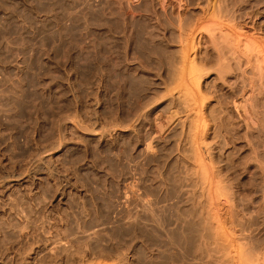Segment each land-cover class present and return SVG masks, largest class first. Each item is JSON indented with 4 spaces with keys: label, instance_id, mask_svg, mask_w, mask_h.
I'll return each instance as SVG.
<instances>
[{
    "label": "rangeland",
    "instance_id": "rangeland-1",
    "mask_svg": "<svg viewBox=\"0 0 264 264\" xmlns=\"http://www.w3.org/2000/svg\"><path fill=\"white\" fill-rule=\"evenodd\" d=\"M218 6L221 7H219L220 10ZM224 11L230 13L225 14ZM215 15L219 18L227 15L226 18H228L224 17L225 19L222 18V20L230 19L227 22L228 26L240 27V30L237 27L232 28L238 31L241 37H251L252 40L255 38L254 40L260 44L264 43V0H0V264H172L174 262L181 264V257L184 255L197 257L200 250L195 249L191 241L189 242L191 246L193 245L192 249L188 248L189 244H176L171 237L174 232L178 235L182 232L181 224L185 218H188L182 210L186 211L187 197L190 195H188L190 187H187L190 182L187 181L188 177H185L187 174L190 177V172L187 171L183 162L189 161L190 152L186 151L188 145L187 141H184L185 138L181 136L179 140L180 137L176 135L185 112L180 113L184 116L181 115V117L178 114V117L176 114V117L175 113L169 112L166 103H163L164 107L161 105L153 113L156 120L152 119V114L151 119L145 121L142 119L143 125L141 120L137 121L138 127L144 129L136 132L135 136L131 135L135 133L133 131H124L126 134L121 133L123 129L118 128L109 136L107 132L110 127L107 124L113 115L111 113L112 115L109 116V110L111 112L113 108L115 111V108L120 107L124 113L116 109L113 118L118 116L124 121L126 118V123L128 117L129 119L133 117L131 122L136 123V117L127 114L133 115L135 108H138L136 106L138 103H148L155 96L154 94H160L164 90L165 82L168 85L172 81V78H168L172 76L170 66H173L174 62L170 65L169 60H172L175 55L174 59L179 56L176 51L180 43L178 40L175 41L179 37V27L175 26L178 21L182 18L183 22L189 19L187 20L188 25L191 24L189 22L194 23L191 30H195L201 27L198 23L205 24L209 17L211 20ZM178 17L180 19L177 21ZM215 20L220 19L215 18ZM164 25L167 27L165 28ZM175 32L178 33L176 38ZM211 58L209 56L208 60ZM233 59L224 62V66L226 64L229 66L226 65L223 68L218 66L217 68H220L218 70L215 68L217 65H213L214 68L211 66L213 69L208 70L218 85L224 83V87L228 88L225 91L227 96L223 97L225 101L230 100L232 95L238 94L242 89L238 84H241L240 79L244 74L239 69H237L238 72L234 70L235 61L233 62ZM162 64L167 69L170 68L171 72L161 66ZM235 72L236 76H239V72L242 75L236 77ZM168 73L171 76L168 77L166 75ZM228 76H232V79L236 77L238 81L236 80L233 84L235 80L231 77L228 80ZM233 85L238 86L237 93L235 91L237 87ZM232 87L234 90H229ZM226 92L232 93L231 96ZM252 92L250 95L256 94ZM240 95L241 91L238 96L234 97L239 98ZM145 98L147 100L144 101ZM138 100L143 101L137 102ZM227 102L226 104L232 106V102ZM249 104L250 102L247 103L248 110H250ZM231 106L228 105L229 112H233V115L237 117L238 113ZM165 110H168V113ZM245 113L243 111L242 114ZM169 114L175 116L174 121L168 120L172 122H168L170 126L166 123V119L171 116ZM240 120L242 127L238 129L237 136L243 135L242 140L239 138L237 141H235L236 138L233 140L232 143L237 144L236 146L245 142L242 138L245 133V124L242 119ZM250 125L249 131L252 130L253 137L251 131L249 136L252 139H255L254 135L259 137L258 141L257 137L251 140L255 141L254 147H261L258 151L262 153L264 151L262 147L264 146V128L260 127L261 130L263 129L262 132L258 127L259 124L258 126L253 125L251 122ZM154 126L156 129L153 128ZM252 126L258 128L253 131ZM160 129H163L162 133ZM168 129H173L174 132L173 130L169 132L171 131V134L173 132L176 137L173 134L174 138L170 137L169 133L170 138H167ZM148 132H152L149 135H152L153 139L161 136L153 141V148L159 147L161 152L159 148L155 149V153L152 148L146 147L147 141L143 140ZM257 133H263V135H257ZM139 134L143 135L141 140L137 137ZM154 134L156 136H153ZM123 135L126 138H123ZM113 139L117 141L114 142ZM159 139H161L160 142ZM164 139L171 140L167 142ZM260 139L262 144L257 143ZM175 140L180 141V147L176 146L178 143L175 145L177 148L174 147ZM110 141L112 142L109 146L107 143ZM137 141L140 143L136 145ZM159 145L166 147L161 150L162 147ZM108 147L112 150L109 151ZM173 148L178 151L175 153ZM180 150L183 152L180 153ZM184 151L187 154H183ZM239 151L237 149V153L235 151L234 154H239L242 158L246 156V151L250 152L248 146ZM178 154L179 156H176ZM184 155L188 157L185 158ZM261 155L263 156L264 153ZM160 156L165 162L159 158ZM232 157L238 161L242 159L238 155V158ZM172 159H178L179 162ZM177 170H181L182 173ZM172 171L185 175L182 177L177 173L176 176V173ZM162 172L165 174L164 179V175H159ZM134 176L139 181L143 179L142 184L148 185L144 184L157 198L164 199L165 197V202L163 200L161 205H158V217L160 219L162 217L163 222L158 219L164 224L159 230L152 229L146 219H140L141 226L146 230L151 229L157 238L155 242L147 241L143 236H136L133 233L123 234L125 227L128 226L129 232L133 231L134 222L132 221L137 219V211L133 213L136 209L131 208L132 205L130 207L127 196H125L131 184L130 180L134 179ZM161 176L163 184L160 183ZM175 180L176 182L181 181V184L177 182L176 186ZM128 181H130L129 185H127ZM157 182L162 185L163 189ZM256 183L254 185L257 187L249 185L246 191L255 198L246 199L247 203L241 200L240 207H244L242 208L243 213L245 210L244 215L249 219V223L251 222L249 232L253 231V233L250 235L259 238L257 234L261 233L264 238V213H261L263 208L258 210L264 202L263 192L260 184ZM153 185L157 187L158 193L153 192L155 190ZM171 186L177 188L174 187L175 189L171 190L173 188ZM252 186L260 189L258 188L254 193L256 189L253 190ZM168 195L174 196H171L172 200ZM256 198L258 201L262 199L260 203L252 202L256 201ZM167 200L170 202L168 205ZM182 200L186 204L185 207ZM171 202L172 204L179 202L175 207L181 209L173 207ZM164 203L167 206L170 204L171 209L167 208ZM180 203L184 209L181 205L179 206ZM180 214L181 218L178 217V219L177 216ZM248 214L250 216H247ZM182 217H184L183 220ZM169 219L173 222L170 223ZM253 219H256L254 220V222L257 221L256 224ZM131 222L133 224H130ZM130 225L133 226L132 229ZM252 226L255 227L252 228ZM179 236L183 241L184 236L181 234ZM195 261L200 260L197 258Z\"/></svg>",
    "mask_w": 264,
    "mask_h": 264
},
{
    "label": "bare ground",
    "instance_id": "bare-ground-1",
    "mask_svg": "<svg viewBox=\"0 0 264 264\" xmlns=\"http://www.w3.org/2000/svg\"><path fill=\"white\" fill-rule=\"evenodd\" d=\"M219 7L220 6H218V8ZM220 8L218 10H220ZM228 10H229V8H228ZM216 13H217V11H216ZM221 13H222V11H221ZM221 13L219 15H221ZM224 13L229 14L230 12L228 13V11H224ZM216 15L211 20H210L211 17H209L208 21L206 20L207 22H205V24L198 23L199 25H201V27H199V29L196 28L197 30L196 29L191 30L192 29L191 27L193 26L192 24H194V23L189 22L191 24L188 25L187 20H189V19H187L186 21L183 22L182 21L183 18L180 19L181 16H179L180 18L178 17L177 21L179 19L180 20L178 21V23L176 22L177 25H175V26L179 27V29L177 28L179 30V34L177 32H175L174 34H176L175 38H176V36L179 35V37L175 40V41L178 40V42L180 43L179 48L177 47L179 49V52H178V49L176 51L177 53H179V54H177L179 56L177 59H174L176 57V55H175L176 52H173V53H175V54H173V56L175 55L173 59H172V57H173L172 55H171L172 57L169 56L172 60H174V61L169 60L170 65L174 62V64H172L173 66H170L168 64L170 67H172V76L170 73L166 74L168 77H169V75L171 76L168 79L172 78V81L169 80L171 82L168 81L169 83L167 85L166 82L164 83V80H165V78H164L163 83L166 85H165L163 91H161V92L159 91L160 94H154L155 96L153 98H151V101H149V102L147 101L148 103L142 102L143 100L142 101L138 100L137 102H142V104H139V103H138V105L135 104L136 106H138V108H135L136 111L134 112V114L133 115L127 114L129 111L126 114L129 116L136 117V119H135L136 123L134 122L136 125H137V121H139V120H141L142 125H143L144 124L143 122L146 119H151L150 116L153 113H155V111L158 110V108L161 105H163V103H166V106L170 110L169 112H171L173 114L175 113L174 115L176 117L178 114L180 115L181 112L182 113L185 112V116L183 114H181L184 117H182L180 115L182 117V119L183 118L184 119L182 120L180 118L181 119L180 120L181 126L178 129V131L176 130L177 131L176 135H177V137H180V139L179 138H175V139L181 140V136L183 138H185L184 141L186 140L187 145H188V146H186L187 148L185 147L186 151L190 152L189 157L184 155L185 158H187V157L190 158L189 161H188V159H186L188 161V162L186 161L188 164L185 163V161L182 159L181 156L180 157H181L182 161L178 158L181 162L184 161L183 163L187 167L186 168L187 171L190 172V173L188 172L190 174V177L188 174H187V176H185V177L189 178V179L187 178V181L189 180L188 182H190V184L188 185L187 182L184 181L187 184V187H190L188 190L189 191L188 195L189 194L190 195L187 197V202H188V203L186 202L187 205L185 204L184 200H182L184 202V203L182 202L183 206L186 205V207H187L186 211L185 210H182V211H184L183 213H186L185 215L188 218H185L183 220L184 217H182V220H183V224H181L182 232L180 231L181 233L180 232L179 233L182 236H184L183 241L180 239V236H179L180 234L178 235L175 232H174V235H172L171 237L176 242V244L180 243L183 245L184 244L190 245L189 241H191V243L194 245V246L193 245L192 246L195 249H199L200 251H199V254L197 255V257H195V256L189 257L186 255L182 256L181 257V261H182L181 264H264V238L261 236L260 232H259L260 235L257 234V236H260L259 238L252 237L250 235L251 233H253V231L251 233L249 232L251 229V226H250L251 222L249 223V221H248L249 219H247L246 216L244 215L245 210L243 213L242 208H244V207H242V208L240 207V201L241 200H243V203L244 202L247 203L245 201L246 199L252 200L253 198H255L252 196V194L250 192L248 193L246 191H247V187L249 185L250 186L254 185L256 182H258L260 184L259 186L261 187V190L263 192L262 199L264 201V155L263 156L261 155L262 153H264V151L262 153H260V151H258V149L261 148V147H259V145H257L259 148L254 147L255 141H252V140H255L257 137L256 140L258 141L259 137L258 136L255 137V135H254L255 139H252L249 136V133L252 132L251 129H250L251 132L249 131V128L251 126L250 125L251 122H253V125L259 124V126L257 125L259 127V129H260V127L264 128V43L260 44L259 42L254 40L255 38L252 40L251 37L246 38L245 35H244L245 38L243 36H242L243 37L242 38L241 35L238 34V31L236 32L233 29L234 27H237L240 30V27L232 25V27H233L232 28L231 26L227 25V22L230 21V19H228V21L222 20V18L225 19L227 15L226 16L223 15V17L220 16L222 18H219V16H216ZM229 17L231 18L230 15H229ZM215 18H218L220 20H215ZM202 19H204V18L202 17ZM221 20H222V22H221ZM199 21H201V20H199ZM223 21H224V23H223ZM160 25H162V24H160ZM165 26L166 25H164V27ZM175 26H174V28H175ZM175 31H177V30L175 29ZM244 33H246V32H244ZM209 53H210V55H209ZM228 55H231L234 58L233 59L229 56L230 59H233V62L235 61L233 64L234 70H236V72H238L237 69H239V70H241L240 72H243V74H244L243 76H241L242 77L241 79L239 78L241 80V84H238L242 87V89H240L241 87L239 86V89H240L239 92L241 91V95L239 96V98L242 99L241 101L238 100L239 99L238 97H236L238 99H236L234 97L235 95L238 96L239 92H238V94H235L234 96L232 95V97H230V100H232V101L228 100L227 99L228 97L226 98L227 100L225 101V99L223 97L225 95V91L228 90V88L224 87V83H223V85L222 84L218 85V83L215 82V80L211 77V75L209 73V71H211L210 69H213L215 65H217L215 68H217L218 66L219 67L221 66V68H223L224 62H226V60H227V62H228V60H230ZM209 56L212 57L211 60H208ZM170 58H167V59H170ZM226 58H228V59H226ZM169 61L167 60V62H169ZM165 62H163V64ZM163 64L161 66H163ZM226 65L224 67H226ZM231 65H232V63H231ZM227 66H229V65H227ZM164 68L166 70H168V69L170 70V68L167 69L166 66ZM217 69L219 70L220 68H217ZM217 69H215V71H217ZM225 70H224V72H225ZM212 71H214V70H212ZM221 71H222V69L220 70V73H221ZM169 72H171V70ZM233 72H230V73L233 74ZM236 72H235L234 76H236ZM240 72H239V76L237 75L238 77H240V75H242V74H240ZM223 73H222V75H223ZM226 74H228V72H226ZM226 74H225V76H226ZM230 77L232 79V76H230ZM230 77L227 79L230 80ZM236 77L235 78L233 77L234 79H232V80H235V81H233V84H234V82L236 83V80L238 81V79H236ZM222 79H223V77H222ZM228 80H226L227 83H228ZM166 81H167V79H166ZM222 81L224 82V79ZM230 84L232 85V83H230ZM234 87H237V89L235 90L237 93L238 86L235 85ZM231 89H232V91L234 90L233 87L230 88L229 90H231ZM108 92H109V90H108ZM108 92H106V93H108ZM112 92H110V93L112 94ZM115 92H116V90H115ZM250 92H252V93L255 92L256 94L250 95ZM116 93H118V92H116ZM151 94H152V92H151ZM151 94L148 93V95H151ZM231 94L229 96H231ZM108 95L106 98V102L108 99ZM253 95H257V96H253ZM117 96H118V94H117ZM117 96H115V97H117ZM225 96H227V95H225ZM112 97H113V94H112ZM113 99H114V97H113ZM145 100H147V98H145L144 101ZM117 101H118V99H117ZM227 101L229 103L232 102V106H231V104H226ZM137 102H135V103H137ZM248 102H250V104H249L250 110H248L249 109L247 106ZM228 105L231 106V108L233 107L235 112L238 113L237 117H235L233 115L234 114L233 112H231L233 116L230 115L231 113L229 112L230 109H229ZM163 107H164V105H163ZM111 108H112V106H111ZM116 109H118V108H115V111H116ZM107 110H108V107H107ZM120 110L123 112L122 109H120ZM242 110L244 111V113L246 112L249 114L245 113L243 115ZM115 111L113 108L111 109V112L109 110V113H110L109 116L112 115L111 113H113V115H115L114 114ZM105 112H106V110H105ZM166 112L168 113V110ZM122 114L120 116H122V118H123L124 114L123 115ZM159 114H160V112L158 113L157 117L159 116ZM113 115L111 117L112 119L107 117V118H109V123L107 121V123H108L107 125H109V127H110L109 130L107 129L108 130L107 133L109 136H111L110 134H112L116 128L123 129L120 131L121 133L122 132L126 133L124 131L135 132L131 135H134V134H136V132L138 133L139 131H142L144 129V128L142 129V128L138 127V125L136 126L134 123L131 122L133 117H130V119L128 117V120L125 123L126 118H124L125 119V121H124V120H121V118L118 116L113 118ZM169 115H171V114H169ZM174 115H171L170 117L167 116L169 119H166L167 120L166 123H168V122L172 123L168 120L174 121V119H175ZM179 115H178V117H179ZM228 115L231 117H229ZM235 115H236V113H235ZM247 115H249V116H247ZM125 117H127V116H125ZM142 119L144 121H142ZM152 119H154V114H153ZM156 119L157 118L155 116L154 120H156ZM240 119H242V121H244L243 123L245 124V131H244L245 133L243 132L244 136L242 137V138H244L243 140H245V142L243 141L244 144H238V146H236L237 144L232 143L233 140L235 138H236L235 141H237L238 138L240 140H242L241 136L243 135V134L241 136L238 135L240 137L237 136L238 129L240 127H242V126H240V123H241ZM249 120H251V122ZM155 122H153L154 125H155ZM169 123H168V125H169ZM148 125H149V123H148ZM158 125H160V124H158ZM168 125H166V127H168ZM139 126H140V123H139ZM155 126L153 128L156 129L157 126L156 127ZM172 126L170 128H172ZM137 127L141 130L138 129V131H137ZM160 128H162V126ZM173 128L175 130L174 126H173ZM251 128H254V126H252ZM255 128L253 131H255ZM243 129H244V127H243ZM169 130H171V129H168V131H167L168 135L165 133L167 135V138L172 137V134L174 132V130L172 129L173 132L171 134L170 132L172 130L170 132H169ZM160 131L162 133L163 129L162 130L160 129ZM131 132H129V133H131ZM144 132L146 133V130ZM154 132H155V130H154ZM159 132H157V133H159ZM256 132H259V131H256ZM149 133L150 132L147 133V136L144 135L143 141H145V139H146L147 146L146 145L145 146L148 147L149 149L152 148V150H154V152H155L156 148H153V146H154L153 141L157 140L158 137H161V136H156L155 135L156 133H155L153 136H156L157 139L156 138L153 139L152 135L150 136ZM169 133L171 134L170 137H169V135H170ZM117 134L119 136V133H117ZM140 134H141V132H140ZM140 134L137 137L138 138L140 137V140H141L143 138L142 137L143 135H140ZM254 134H256V133L254 132ZM259 134L257 133V135H259ZM114 135H115V133H114ZM114 135H112V136H114ZM260 135H263V133ZM123 136H124L123 138H126L125 135H123ZM163 136L166 137L165 135H163ZM164 137H162V138H164ZM252 137H253V132H252ZM107 138H109V137H107ZM172 138H174V137H172ZM261 139H260V142H257L258 144L259 143L262 144ZM160 140L161 139H159V142H160ZM164 140H166V139H164ZM169 140H171V139H167L166 141L170 142ZM115 141H117V140H114V142ZM184 141H181V142H184ZM111 142L112 141L107 143V145H109ZM138 142L139 141L136 142V145ZM156 142H157V144L159 143L158 141H156ZM116 143H119V142H116ZM176 143H178V144L176 145ZM128 144H130V143L128 142ZM131 144H133V143H131ZM231 144H234L235 146L231 145ZM126 145H127V143H126ZM163 145L164 144H162V146ZM175 145L180 147L179 146L180 141L177 142L175 140L174 141V147L177 148ZM131 146H130V148H131ZM155 146H156V144H155ZM159 146H161V145H159ZM246 146H248L250 152L247 153L248 151H246V156L245 157L243 156V155H245V153L242 155L244 158H242L241 156H239V154H237L238 157H240V159L242 158L239 161L233 159L232 156H234V158L237 157V155L234 154L235 151L237 153V149H238V151H239V149L241 151L242 148H245ZM165 147H162L161 150ZM182 147H184V146H182ZM262 147H264V146H262ZM148 148H147V150H149ZM175 148H173L175 150V151L174 150L173 151L176 153L178 150L176 151ZM108 150L110 151L112 149L111 148L109 149V147H108ZM167 150H169V148ZM262 150L263 149H261V151ZM141 151H143V150L141 149ZM159 151H160V148H159ZM164 151H165V149H164ZM118 152H119V150H118ZM160 152H158V153L160 154ZM182 152L183 151H181L180 153H182ZM168 153H167V155H168ZM185 153L187 154V152L184 151L183 154H185ZM230 153H232L234 155L231 156ZM155 156H157V155H155ZM161 156L159 157L160 159L162 157H164V156H162V157ZM176 156H179V154ZM169 157H171V156H169ZM176 158L177 157H175V159ZM160 159H157V160H160ZM175 159H172V160H175ZM178 159L175 161L179 162ZM149 160H150V158H149ZM162 160H163V158H162ZM163 161L165 162V160H163ZM171 161H170V163H172ZM160 162H161V160H160ZM167 162H169V160ZM146 163H147V160H146ZM158 163H159V161L157 162V165H158ZM155 164H156V162H155ZM161 164H163V163H161ZM175 164H177V163H175ZM164 165H165V163H164ZM170 166H171V164H170ZM174 166H176V165H174ZM177 166L179 167V165H177ZM181 166H183V165H181ZM162 167H163V165H162ZM181 168H183V167H181ZM181 168H179V169H181ZM131 171H133V170H131ZM144 171H145V168H144ZM174 171H175V168H174ZM174 171H172V172H174ZM177 171H180V173H182L181 170H177ZM137 172H139V171H137ZM184 172H185V170H184ZM156 173H159V172H156ZM175 173L176 172H174V174ZM177 173L179 175H182L179 172H177ZM177 173H176V176H177ZM111 174H112V172H111ZM167 174H168V172L166 173V176L168 178ZM159 175H164L163 179L165 178V174H163V172ZM184 175H182V177ZM140 178H141V176H140ZM174 178H175V175H174ZM126 179H127V177H126ZM160 179H161L160 183H162V176ZM181 179L183 180V178H181ZM173 180L171 182L172 184L174 183ZM184 180H186V179H184ZM130 181H131V184L129 185ZM130 181H128L127 185H129V186H128V190L126 191L125 196H127L126 197L127 202L129 203L130 207L132 205L131 208L134 207L136 209L133 211V213H135L137 211V214H136L137 219L135 218L136 220L132 221V222H134V224L132 222L130 223V224L134 225V227L130 225L131 229H132V227L134 228L133 231L129 232V230L127 229L129 227L128 226L127 228L125 227V230H124L125 233H123V234L130 235L131 233H133L136 236H143L147 241L155 242V240L157 241V238L152 233L151 229L146 230L145 227L141 226L140 219H142V218L146 219L149 222L147 224L150 227H152V229L159 230L161 228V226H163L164 224L161 223V221H160V220H162V217H161V219L158 217V208H159L158 205H161V202L165 199V197H164V199L157 198L155 196V194L152 193V191L150 192L148 190L149 187L148 188L146 187L148 185H146L144 183L146 185V186H144V184H142L144 182L143 179L141 181H139L138 179H135V176H134V179H131ZM167 181L170 182V180H167ZM177 182L175 180V184ZM160 183H158V185H160ZM178 183L181 184V181ZM178 183L176 184V186L178 185ZM165 184L166 183H164V185ZM180 184H179V186H180ZM125 186H126V184H125ZM153 186L155 189L153 192L156 193L155 191H157V189H156L157 187L155 185H153ZM160 186L163 189L162 185H160ZM176 186H174V187L177 188ZM254 186H256V185H254ZM254 186H252L253 190L255 188ZM171 187H173V186H171ZM174 187L171 188V190L175 189ZM158 188L160 189L159 186H158ZM151 189H153V188H151ZM179 189L180 188H178V190ZM182 189L184 192L185 190L183 187H182ZM185 189H188V188L185 187ZM257 189L254 190L253 192L254 193H255V191L257 192ZM169 190H170V187H169ZM262 192H261V194H262ZM157 193H158V191H157ZM161 193H162V191H161ZM177 193H178V191L176 192V194ZM185 193H186V191H185ZM123 194H125V193H123ZM169 194H172V193L170 192ZM186 195H187V193H186ZM258 195L260 196V194H258ZM163 196H165V195H163ZM171 196L172 195L169 196L170 200H172V197H174V196H172V197ZM256 196H257V194H256ZM169 197H167V198L169 199ZM177 197H178V195H177ZM251 200H249V201H251ZM261 200L258 201V199L256 198V201L254 200L252 202L256 203L258 201L260 203ZM164 202H165V200H164ZM172 202H171V204H172ZM168 203H170V202L168 201L167 205H168ZM182 203H180L179 206ZM174 204H172L173 207H175L177 205L175 202H174ZM261 204L264 205V202ZM258 205H256V206H258ZM263 205L260 208L258 206L259 209L256 207L255 208L258 210L263 208L262 212L261 211L260 212L264 213ZM169 206H170V204H169ZM169 206H167V208H170ZM183 206H182V208L184 209L185 206L184 207ZM246 206H248V205H246ZM249 207H250V205H249ZM252 207H254V206H252ZM178 208L179 207H177L176 209H178ZM255 208H254V210H256ZM179 209H181V208H179ZM245 209H246V207H245ZM181 212H179V213H181ZM247 212H248V210L246 211V214H247ZM133 213H132V215H133ZM173 213H175V212H173ZM249 213H250V210H249ZM257 213H258V211H257ZM181 214H180V216H177V218L178 217L181 218ZM136 215H135V217H136ZM247 216H250V214H248ZM254 216L256 218V215H254ZM254 216L252 218H254ZM167 217L170 218L171 216H167ZM171 220H173V219H171ZM182 220H180V221L178 220V221L182 222ZM254 220H256V219H253V222H254ZM108 222H109V220H108ZM162 222H163V220H162ZM169 222L172 223L173 221H170V219H169ZM255 222H257V221H255ZM174 224L176 225V222ZM253 227H255V226H252V228ZM179 228H180V226H179ZM185 241H187V243ZM192 246L190 245V247H188V248L192 249L191 248ZM197 258L200 260L199 262L195 261V260H197ZM172 264H177V262H174Z\"/></svg>",
    "mask_w": 264,
    "mask_h": 264
}]
</instances>
